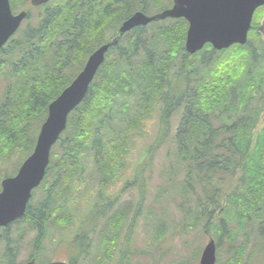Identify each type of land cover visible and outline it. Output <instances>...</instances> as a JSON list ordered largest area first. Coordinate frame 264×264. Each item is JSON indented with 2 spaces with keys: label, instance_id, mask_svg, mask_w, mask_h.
<instances>
[{
  "label": "trees",
  "instance_id": "trees-1",
  "mask_svg": "<svg viewBox=\"0 0 264 264\" xmlns=\"http://www.w3.org/2000/svg\"><path fill=\"white\" fill-rule=\"evenodd\" d=\"M105 1L93 0V17H99L98 5L100 12L109 10ZM139 8L148 12V5ZM263 18L264 5L254 14L245 44L218 50L208 43L194 54L186 50L185 18L134 29L131 39L119 44L124 43L123 61L128 64L100 67L101 80L91 83L55 144H60V151L53 153L52 148L48 173L55 159V171H76L81 150L88 148L102 182L114 179L132 140L155 111L159 117L155 141L130 184L139 187L140 203L146 172L152 171L156 153L163 149L161 178L181 199L177 207L189 217L187 225L206 220L205 231L217 243L216 264H247L264 239ZM59 20L48 23L37 41V34L31 37L34 30L24 29L19 45L11 44L6 53L11 62H0V156L15 151L23 159L34 151L49 104L70 83L57 79L46 57L58 47L51 43ZM151 25H158L153 37L148 35ZM93 33L85 31L84 38ZM120 98L128 100L121 103ZM35 121L39 128L33 134L29 128ZM43 209L44 205L38 209L41 216ZM224 244L227 261H222ZM120 259L121 264L126 262L124 255Z\"/></svg>",
  "mask_w": 264,
  "mask_h": 264
},
{
  "label": "rangeland",
  "instance_id": "rangeland-1",
  "mask_svg": "<svg viewBox=\"0 0 264 264\" xmlns=\"http://www.w3.org/2000/svg\"><path fill=\"white\" fill-rule=\"evenodd\" d=\"M141 1L129 0L130 12L135 13L140 10ZM163 1V3H154V0H146V2L144 0L145 5H148L147 13L160 12L171 7L174 3V0ZM132 13H123L121 16L127 18ZM165 20L162 24L170 23L167 19ZM120 23L118 22L117 25H120ZM157 26H149L148 35L150 37H153V31ZM260 30L264 37V18L261 19ZM157 44H159V49L163 50V44L158 41ZM134 95L137 99L138 93ZM127 100V98L118 99L121 103ZM154 112L150 114L144 129H140L136 138L132 140V145L128 147V153L120 163L115 175L112 173L114 179L110 183L102 182L96 159L88 148L81 150L82 155L78 161L76 171L57 170L59 177L62 176L63 180L61 186H57L56 204H64V206L54 212V217H61L66 222L57 225L56 230L59 231V236L53 239L49 235L46 237L43 246L44 253L42 252L44 257L53 256V258L69 259L71 251L68 249L67 241L55 251L57 240L59 242L61 238L69 240L68 238L73 237L80 227L81 231L87 229L86 227L90 225V222L95 220V216L92 214L94 211L91 209L96 206V208L102 209L103 215L96 216V220L100 221H96V226L88 229L93 243L88 251L84 250L87 254L78 258L77 262L79 264H97L99 260L102 263L107 262V264H113L112 260H114L115 263L121 264V255H124V258L126 257V262L122 264H180L183 262L200 264L202 252L209 240V235L204 228L206 220H203V223L201 222L197 226H193L194 223L190 226L187 225L190 222L189 217H186L177 207V202L181 199L176 197L175 190L166 186L161 178L160 163L163 159V149L156 153V159L151 167L152 171L146 172L147 183L143 202L140 203L139 187L130 185L135 176L134 171L141 165L142 157L146 154L145 151L154 143L157 135L159 117ZM73 127L72 129H74ZM38 128L39 123L35 121L30 124L29 131L34 134ZM59 151L60 144H57L53 147V153ZM13 153L15 151H10L5 158L2 157L0 167L13 164L11 160H16V157L12 159L10 155ZM19 154L15 153L16 156ZM22 160L24 161L25 158ZM5 162H7L6 165H4ZM53 162L52 171L49 172L48 178H46L47 185L43 183L35 191L33 204L44 198L46 191H51L49 185L56 178L55 165L58 164V160L55 159ZM65 176H67L66 179ZM112 201L113 204H111ZM105 209L108 211L106 212ZM219 212L216 211V216ZM108 219L113 220L107 222ZM18 228V226L11 227L13 237L18 236ZM34 235V232L27 234L20 260H25L31 252V241ZM114 239L116 244L108 243V240ZM262 242L263 245L259 243L262 247L253 250L247 264H264V239H262ZM110 245L115 246L112 259H109L110 257L105 254ZM47 251L51 253L49 254ZM221 254L222 261H227L225 244L222 246Z\"/></svg>",
  "mask_w": 264,
  "mask_h": 264
},
{
  "label": "flooded vegetation",
  "instance_id": "flooded-vegetation-1",
  "mask_svg": "<svg viewBox=\"0 0 264 264\" xmlns=\"http://www.w3.org/2000/svg\"><path fill=\"white\" fill-rule=\"evenodd\" d=\"M105 2L106 3L104 4V7L109 5V10L100 12L99 8L101 7V5H98V13H96V16L97 14H99V17H93V12H95L94 10H96V8L93 7V0H44L37 3H35L33 0H9L12 14L14 16H17L21 13H25V16L16 31L12 35H10L8 40L0 47V62L8 63V59L10 58L6 53L8 52L11 44L13 46H15L16 44L19 45L18 39L20 38V35L22 36V32L24 29L29 28V31L34 30L31 37L37 34L34 38V41H37L38 34L42 36L43 33H46L45 28L48 23L54 21L55 19H60L53 34L54 41L51 43L55 46L57 45L58 47L53 51V54H46V57L54 66L53 69L55 70V76H57V79L64 80L66 82L70 80L69 84H71L81 73L92 53L102 45L113 41L119 35L120 27L122 26L123 22L129 17L128 16L126 18L121 15L123 13H132L130 12L131 9H129V0H107ZM145 2L144 0H142L140 3L143 8L145 6ZM140 10L143 11L142 9ZM51 12L53 14H51ZM118 22H121L120 25H117ZM99 29L101 30L97 32ZM133 30L134 29H131L130 31L123 34L116 44L110 45L108 51L105 53V59L101 66H118L124 63L128 64L126 61H123V53L125 49L124 43H122L120 46L119 44L123 39H125L126 42L130 40ZM85 31L88 34H90V32H94L93 34L95 35L92 34L90 37L84 38ZM107 34L108 36H106ZM9 62H11V59ZM81 63L83 64L82 69ZM129 65L131 66L132 63L129 62ZM99 69L94 78V80L96 81H100L102 78V74H100ZM11 156L12 159L16 157V160H11L13 161V164L10 166L0 167V192L3 189L2 181L5 178L16 176L20 167L22 166V163L25 161L22 160V156L20 154L18 156H16L15 154ZM2 157L5 158L6 155L0 156V164L2 163ZM6 163L7 162H5L4 165H6ZM55 166H57V164ZM48 174L49 173L47 171L42 183L38 187L33 189L31 198L27 203L25 213L9 224L0 226V264H27L31 261H34L36 264H46L52 262L79 264L77 262L78 258L82 255L85 256L87 252L85 253L84 250L86 249L88 251L91 244L93 243L92 238L90 239L88 229L96 226L94 222L100 221L96 220V216L103 215L102 209H98L96 208V206L91 209L94 211V213L92 214L95 216V220L94 222H90V225L86 227L87 229H83L81 231L80 227V229L74 233L73 237L68 238L69 240H64L63 238H61L60 242L59 240H57L55 251L60 246H62L65 241H67L66 244L69 245L68 249H70L71 251L69 259L61 257L53 258V256H43V246L46 237L49 235V237L53 239L54 237L59 236V231L56 230L57 225L66 222L61 217H54V212L64 206V204H56L57 194H55L54 191L57 186L61 185L63 180L62 176L59 177L57 170L56 178L53 179L52 183L49 185L51 187L49 188L51 191H46L44 198L38 200L37 203L33 204L35 191L39 189V187L43 183L47 185L46 178H48ZM66 177L67 176H65V179ZM111 177H113V175ZM111 181L112 180L108 181L107 183H110ZM42 205H44L45 207V209H43L45 213L41 216L38 209H40ZM105 210L106 212L108 211L107 209ZM111 221L112 219L107 220V222ZM12 226L19 227V234L16 237H13V234L10 230ZM29 232L35 233L34 238L31 241L32 250L31 252H29L28 257L25 260H20L22 247L24 245L23 243ZM83 232H87L88 235L82 236L81 233ZM79 235H81L82 237H80L78 240H75V237ZM108 241L112 244H116L115 239ZM51 250H53V248H51ZM114 250L115 246L112 245L107 248L105 254L110 257L109 259L113 258L112 256L114 255ZM47 252L49 254L51 253L49 251ZM45 259L46 261H44ZM112 261L113 264H118V262L115 263L114 260ZM97 264H107V262L102 263V261L99 260Z\"/></svg>",
  "mask_w": 264,
  "mask_h": 264
},
{
  "label": "water",
  "instance_id": "water-1",
  "mask_svg": "<svg viewBox=\"0 0 264 264\" xmlns=\"http://www.w3.org/2000/svg\"><path fill=\"white\" fill-rule=\"evenodd\" d=\"M33 1L37 3L44 0ZM263 5L264 0H174L171 7L158 13L149 15L139 10L128 17L120 27L119 35L94 51L76 79L49 104L48 116L41 126L33 153L23 162L16 176L2 181L0 226L9 224L25 213L33 189L41 184L46 175L52 146L66 129L69 114L85 99L111 44H116L131 29L168 18H185L189 22L185 45L190 54L202 50L208 43L218 50L236 43L245 44L254 14ZM24 16L25 13L14 16L9 0H0V47L16 31ZM216 261L217 245L210 236L200 264H216ZM27 264L36 263L31 261Z\"/></svg>",
  "mask_w": 264,
  "mask_h": 264
},
{
  "label": "bare ground",
  "instance_id": "bare-ground-1",
  "mask_svg": "<svg viewBox=\"0 0 264 264\" xmlns=\"http://www.w3.org/2000/svg\"><path fill=\"white\" fill-rule=\"evenodd\" d=\"M95 223V222H94Z\"/></svg>",
  "mask_w": 264,
  "mask_h": 264
}]
</instances>
